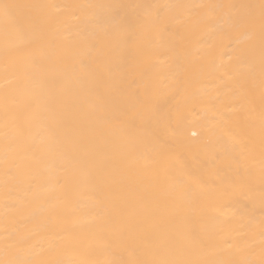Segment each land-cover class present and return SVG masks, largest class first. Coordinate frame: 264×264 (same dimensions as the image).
Masks as SVG:
<instances>
[{"label":"bare ground","instance_id":"6f19581e","mask_svg":"<svg viewBox=\"0 0 264 264\" xmlns=\"http://www.w3.org/2000/svg\"><path fill=\"white\" fill-rule=\"evenodd\" d=\"M0 264H264V0H0Z\"/></svg>","mask_w":264,"mask_h":264}]
</instances>
